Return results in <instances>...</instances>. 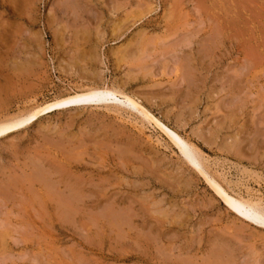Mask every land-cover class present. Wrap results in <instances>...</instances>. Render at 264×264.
<instances>
[{"label": "rangeland", "instance_id": "1", "mask_svg": "<svg viewBox=\"0 0 264 264\" xmlns=\"http://www.w3.org/2000/svg\"><path fill=\"white\" fill-rule=\"evenodd\" d=\"M97 85L264 205V0H0V119ZM105 102L0 137V264H264V227L123 98Z\"/></svg>", "mask_w": 264, "mask_h": 264}, {"label": "bare ground", "instance_id": "2", "mask_svg": "<svg viewBox=\"0 0 264 264\" xmlns=\"http://www.w3.org/2000/svg\"><path fill=\"white\" fill-rule=\"evenodd\" d=\"M63 97L64 98H61V100L60 99L57 100L58 99L57 98L56 101H54V100L52 102L49 101V103L48 102L41 103V104L38 103L37 105L33 106L30 110H28L24 113H19L16 116H12V117H10V116L6 117L5 116V117L1 118L0 119V137L6 136L7 134H9L11 132L19 130L22 127H25L26 125L30 124L34 120L36 121V119L38 117L45 115V113H47L48 111H52V110L59 109V108H63L66 110V108L68 106L70 107V105H74V104H78V105L84 104L85 105V104L89 103V105H90L91 103H100L103 100L108 102L111 100H117L118 98H120V99L123 98V100L127 104H130L131 106H133L134 109L137 110L142 115V117H144V119L146 118L149 121V123L150 122L153 123L163 134H165L169 138V140L174 142V145H176L179 148V150L181 152L180 154H182L181 156H183L184 159H186V162H188L190 165L194 166V168L196 167V169L199 170V173L201 174V176L202 175L204 176V179L210 185L213 192L223 201L225 206H227L231 211H233L238 217L250 222L251 224L257 225L258 227L259 226L264 227V205H263L262 201L260 199L259 200L258 199L257 200L250 199V198L247 199L241 195L234 194V193L230 192L214 175H212L210 173V170H209L207 163H206L207 161L204 159L200 149L194 143H192L188 140L187 141L183 140L176 133V131L174 133V132L170 131L168 128H166V126H164L165 124L163 125L162 123H160V121H158L148 111V109H146L142 104L137 102V99L135 100L133 96H131L127 93H124L115 87H105V86L97 85V86H93V87L91 86V88L89 87V89L87 88V89H84L80 92H76L74 94L72 93L71 95H68L66 97L63 96ZM87 106L88 105H86V107ZM90 106H93V105L91 104ZM71 108H72V106H71ZM56 134H58V133H56ZM64 168H66V167H64ZM41 169H43V168H41ZM41 169L39 170V168H38V170H36L33 175H34V178L36 180L42 182L41 184L46 185L47 183H49L48 181H50V179L48 177L49 173L47 174L46 171H44V169H48V167L47 168L44 167L43 170H41ZM68 170H70V169H68ZM55 175H57V174H55ZM30 176H31V174H30ZM31 178H33V177H30V179ZM81 179H83V178H81ZM31 181H32V179H31ZM23 183H24V180H23ZM77 194H78V191H77ZM73 198H74V196H73ZM65 203H66V205H68V208H69V206H71L73 204V202L71 200H68ZM117 220H119V219H117ZM223 245H225V244H223ZM222 249H224V248H222ZM229 252H230V250H228V253ZM211 254H213V253H211ZM217 254H218V252H217ZM221 255L219 256L220 258H221ZM207 257H209V256H207ZM219 257H218V259H220ZM252 258H253V255H252ZM229 263H230V261H229ZM208 264H214V263H208Z\"/></svg>", "mask_w": 264, "mask_h": 264}]
</instances>
